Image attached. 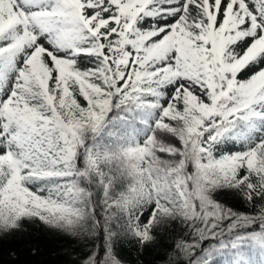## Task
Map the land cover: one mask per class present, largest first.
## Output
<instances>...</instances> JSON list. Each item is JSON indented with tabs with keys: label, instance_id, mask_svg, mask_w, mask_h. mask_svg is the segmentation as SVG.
Instances as JSON below:
<instances>
[{
	"label": "snow or ice",
	"instance_id": "snow-or-ice-1",
	"mask_svg": "<svg viewBox=\"0 0 264 264\" xmlns=\"http://www.w3.org/2000/svg\"><path fill=\"white\" fill-rule=\"evenodd\" d=\"M0 264H264V0H0Z\"/></svg>",
	"mask_w": 264,
	"mask_h": 264
},
{
	"label": "trees",
	"instance_id": "trees-1",
	"mask_svg": "<svg viewBox=\"0 0 264 264\" xmlns=\"http://www.w3.org/2000/svg\"><path fill=\"white\" fill-rule=\"evenodd\" d=\"M23 223H24L25 227H27L29 230H37V229L42 230L43 229V225H40L38 223H34L32 221L25 220ZM53 239L54 240L58 239L59 241L64 242V244L66 246H75L77 243L75 238H72V237L61 236V237L53 238Z\"/></svg>",
	"mask_w": 264,
	"mask_h": 264
}]
</instances>
